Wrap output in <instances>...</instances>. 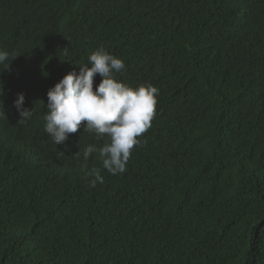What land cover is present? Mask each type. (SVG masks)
<instances>
[{
	"label": "trees",
	"instance_id": "16d2710c",
	"mask_svg": "<svg viewBox=\"0 0 264 264\" xmlns=\"http://www.w3.org/2000/svg\"><path fill=\"white\" fill-rule=\"evenodd\" d=\"M101 47L159 90L117 175L84 160L108 139L86 122L44 129L49 89ZM0 50V264H264V0H0Z\"/></svg>",
	"mask_w": 264,
	"mask_h": 264
},
{
	"label": "clouds",
	"instance_id": "9594fccd",
	"mask_svg": "<svg viewBox=\"0 0 264 264\" xmlns=\"http://www.w3.org/2000/svg\"><path fill=\"white\" fill-rule=\"evenodd\" d=\"M8 59L9 53L0 50V64H4V69L10 67L11 63L5 64ZM78 65L79 72L73 69L47 93L45 132L60 145L86 122L84 132L94 133L97 139L105 136L108 139L101 147L88 145L83 150L84 160L98 153L104 170L111 175L123 173L134 146L140 144L137 138L151 127L159 90L151 83L133 86L119 79L117 74L125 69V61L103 47L92 53L87 63ZM97 74L102 80L94 89ZM24 104L25 94L18 93L14 105L19 111L20 123L32 116L31 109ZM0 107V115L5 114L2 101ZM88 176L92 187L104 183L100 168H92Z\"/></svg>",
	"mask_w": 264,
	"mask_h": 264
}]
</instances>
